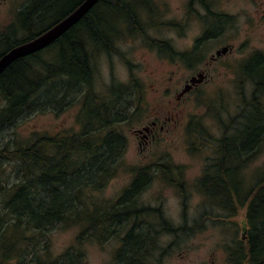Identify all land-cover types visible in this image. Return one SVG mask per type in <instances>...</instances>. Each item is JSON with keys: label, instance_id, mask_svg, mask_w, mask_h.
Returning <instances> with one entry per match:
<instances>
[{"label": "trees", "instance_id": "16d2710c", "mask_svg": "<svg viewBox=\"0 0 264 264\" xmlns=\"http://www.w3.org/2000/svg\"><path fill=\"white\" fill-rule=\"evenodd\" d=\"M81 1L27 0L0 31V56L48 30ZM194 2L201 5L205 11L201 17L209 23L189 53H176L167 41L147 35L139 8L147 7L152 16L150 0H97L47 47L15 59L1 71L0 264H89L83 244L106 242L131 219L110 264H159L161 254L156 251L162 232L177 238L179 232L202 229L207 220H230L242 209L244 233L224 247L227 260L230 264H264V164L245 172L264 142L261 52L239 65L242 87L237 112L226 120L218 118L221 133L212 142L196 144L209 146L212 155L206 158L196 181L204 201L192 227L187 223L174 227L163 218L160 208L137 205L136 196L150 180L148 167L136 170L130 187L116 202L104 201L99 195L115 175L126 147L125 137L113 126L121 121L122 105L133 102L137 107L141 88L133 82L128 89L111 86L107 94L96 95L95 61L101 53H117L114 43L122 34L141 36L161 54H177L185 61L195 58L199 44L222 32V19H232L212 10L207 0H190L189 6ZM19 31L22 37L17 36ZM200 59L199 54L196 60ZM244 82L252 84L249 97L243 93ZM74 101L80 102L77 131L33 130L21 135L15 130L32 114H58ZM191 131V136L204 141L206 130L200 122ZM169 169L164 170V176L175 185L176 178L166 173ZM180 187L182 191V184ZM149 211L156 214V222L141 219ZM69 227L79 231L69 246L55 253L51 233Z\"/></svg>", "mask_w": 264, "mask_h": 264}, {"label": "rangeland", "instance_id": "374dc122", "mask_svg": "<svg viewBox=\"0 0 264 264\" xmlns=\"http://www.w3.org/2000/svg\"><path fill=\"white\" fill-rule=\"evenodd\" d=\"M26 2L0 0V31L13 21L18 9ZM189 2L150 0L152 16L147 7L146 10L139 8L142 13L139 17L147 35L167 41L176 53L191 52L209 22L201 17L205 12L201 5L194 2L190 8ZM207 2L212 10L230 15L232 20L227 22L222 19V32L199 44L195 58L185 61L179 59L177 54L173 57L168 53L161 54L157 48L148 46L141 36L122 34L114 43L118 52L101 53L94 64L96 95L107 94L111 86H125L128 89L133 86V82L141 88L137 107L133 102L122 105L119 115L121 121L113 126L125 137L126 147L115 175L108 180L99 195L104 201L116 202L123 191L130 187L136 177V170L148 167L150 180L136 196L137 205L160 208L163 218L174 227L184 223L192 227L204 201V196L196 188V181L212 151L207 145L196 147V144L205 140L212 142L220 135L218 118L228 119L240 105L242 74L239 65L255 52L264 54V0ZM106 14L113 18L108 12ZM17 36L22 37V31ZM225 45L230 50L211 60L215 51ZM199 54L201 59L197 61ZM200 69H204L206 78L195 89L177 97L186 80ZM251 90L252 84L244 82L243 93L246 97H249ZM127 100L126 96V103ZM79 110L80 102L74 101L58 114H32L22 119L15 130L21 135L33 130L48 133L77 131ZM152 120L158 121L155 137H149L141 144L135 130ZM198 122L206 130L202 138L204 141L190 135L193 134L192 126ZM158 164H162V168H157ZM263 164L264 142L245 172L251 173ZM166 168L171 169L166 173L176 178L175 185L168 180V175L164 176ZM156 217L155 213L149 211L141 219L156 222ZM225 220H207L202 229L179 232L177 238L162 232L156 251L161 254L159 264H230L224 247L234 236L240 237L244 233V209L236 217ZM132 222L133 219L120 226L117 235L106 242L86 241L82 247L87 262L110 264L120 246V237ZM78 231L75 227L53 231L50 240L54 252L59 253L69 246Z\"/></svg>", "mask_w": 264, "mask_h": 264}, {"label": "water", "instance_id": "95a60500", "mask_svg": "<svg viewBox=\"0 0 264 264\" xmlns=\"http://www.w3.org/2000/svg\"><path fill=\"white\" fill-rule=\"evenodd\" d=\"M97 0H82L75 9L68 13L63 19L58 21L55 25L50 27L45 32L41 33L37 37L23 42L10 50L6 51L0 56V73L15 59L26 56L30 53L39 51L47 47L51 42L56 40L62 34H64L69 28H71L75 23H77L83 15L95 4ZM230 50L228 45L222 46L217 49L213 57H218L221 54H225ZM204 74L197 73L188 79L184 84L180 95L188 92L195 84L201 83Z\"/></svg>", "mask_w": 264, "mask_h": 264}, {"label": "flooded vegetation", "instance_id": "af4514ba", "mask_svg": "<svg viewBox=\"0 0 264 264\" xmlns=\"http://www.w3.org/2000/svg\"><path fill=\"white\" fill-rule=\"evenodd\" d=\"M219 57V56H218ZM217 57H213V56H211V60H214V59H216ZM198 73H202V74H204V77H203V80L206 78V76H207V74H206V72L204 71V69H200L199 70V72ZM196 75V74H195ZM193 76V75H192ZM191 76V77H192ZM188 80H186V82H187ZM185 82V83H186ZM197 87V84H195L189 91H191V90H193V89H195ZM188 91V92H189ZM179 94H180V92H179ZM179 94H178V96L177 97H179ZM157 124H158V121H156V120H152V121H150L147 125H145V126H142L141 128H138V129H136L135 130V134L137 135V137L140 139V143L142 144V141L143 142H146L147 140L146 139H148L149 137H155V135H154V131H155V129L157 128ZM160 129H162V126H160Z\"/></svg>", "mask_w": 264, "mask_h": 264}]
</instances>
